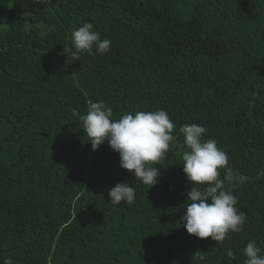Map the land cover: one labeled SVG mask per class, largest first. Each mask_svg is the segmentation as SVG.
Listing matches in <instances>:
<instances>
[{
    "label": "trees",
    "instance_id": "16d2710c",
    "mask_svg": "<svg viewBox=\"0 0 264 264\" xmlns=\"http://www.w3.org/2000/svg\"><path fill=\"white\" fill-rule=\"evenodd\" d=\"M42 1L28 15L17 4L0 34V264H244L250 241L264 255V0ZM85 22L110 50L74 61ZM99 101L114 120L164 109L178 143L181 126H204L244 178L231 186L242 230L187 233L178 147L151 189L107 142L94 152L72 109ZM118 183L133 204H110Z\"/></svg>",
    "mask_w": 264,
    "mask_h": 264
},
{
    "label": "clouds",
    "instance_id": "9594fccd",
    "mask_svg": "<svg viewBox=\"0 0 264 264\" xmlns=\"http://www.w3.org/2000/svg\"><path fill=\"white\" fill-rule=\"evenodd\" d=\"M39 2L40 0H34ZM111 41L101 38L91 22L72 32L71 57L78 61L82 53L88 55L105 54L110 50ZM95 49V51H93ZM74 117L83 124V131L95 152L108 143L120 157V167L134 173L136 180L154 187L162 173L156 165L163 166L167 154L178 147L182 156V169L187 181L193 184L186 191V211L181 224L188 234L201 240L211 238L223 242L229 233H238L247 221V216L236 205L232 185L243 182V177L227 168L228 156L219 149L213 139L204 140L206 128L196 123L185 124L179 131L184 140L178 143L173 135L174 124L164 109L125 113L113 119V110L103 101L91 102L86 114L72 109ZM220 169H226L223 179ZM227 185V186H226ZM135 189L128 183H118L108 191L110 204L119 206L122 202H135ZM262 249L256 241H250L243 249L244 264H264ZM232 257L233 253L228 252ZM3 264H14L6 258Z\"/></svg>",
    "mask_w": 264,
    "mask_h": 264
},
{
    "label": "rangeland",
    "instance_id": "374dc122",
    "mask_svg": "<svg viewBox=\"0 0 264 264\" xmlns=\"http://www.w3.org/2000/svg\"><path fill=\"white\" fill-rule=\"evenodd\" d=\"M44 2L40 0L39 2H34V0H10V2L6 5L5 11L0 12V34L3 31L8 29L7 20L11 10L18 4L21 6L23 14L28 15L33 9L42 6Z\"/></svg>",
    "mask_w": 264,
    "mask_h": 264
}]
</instances>
